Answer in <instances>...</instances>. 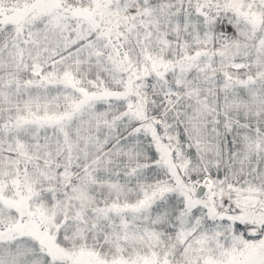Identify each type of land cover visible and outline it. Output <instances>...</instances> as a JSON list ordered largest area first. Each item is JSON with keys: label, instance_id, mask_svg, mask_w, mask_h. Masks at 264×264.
I'll return each mask as SVG.
<instances>
[{"label": "snow or ice", "instance_id": "6c2138e0", "mask_svg": "<svg viewBox=\"0 0 264 264\" xmlns=\"http://www.w3.org/2000/svg\"><path fill=\"white\" fill-rule=\"evenodd\" d=\"M0 264H264V0H0Z\"/></svg>", "mask_w": 264, "mask_h": 264}]
</instances>
